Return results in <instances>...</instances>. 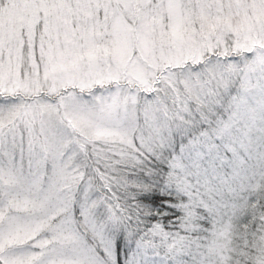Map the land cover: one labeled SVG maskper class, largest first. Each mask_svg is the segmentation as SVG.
<instances>
[{
	"label": "clouds",
	"instance_id": "1",
	"mask_svg": "<svg viewBox=\"0 0 264 264\" xmlns=\"http://www.w3.org/2000/svg\"><path fill=\"white\" fill-rule=\"evenodd\" d=\"M34 9L22 35L0 40V145L25 146L29 162H0L15 177L0 182V264H127L146 246L172 257L177 232L185 264H264V162L195 185L197 210L177 208L172 221L146 199L160 190L179 117L264 62V0ZM85 211L105 224L104 242L85 230Z\"/></svg>",
	"mask_w": 264,
	"mask_h": 264
},
{
	"label": "rangeland",
	"instance_id": "2",
	"mask_svg": "<svg viewBox=\"0 0 264 264\" xmlns=\"http://www.w3.org/2000/svg\"><path fill=\"white\" fill-rule=\"evenodd\" d=\"M92 2L99 3V0H92ZM34 11V0H0V40L6 36L12 39L14 36L22 35L23 26L29 23V18L34 15ZM259 63L264 62L252 61L238 77L225 81L216 89L206 91L194 112L190 113L187 118L179 117L181 131L175 134V139L166 146L168 155L165 166L168 170L162 179L165 189L173 185L184 192L183 184L186 181L182 177L187 174L193 184L197 185L201 182L206 184L205 175L201 174L199 177L192 175L187 171L186 161L182 159L186 147L183 142L190 132L199 130L201 125L223 134H227L234 127L243 130V134L234 143L235 151L226 158L217 160L214 165H210L209 175L215 174L222 177L226 170L239 175L247 162H264V150H261L264 148V127L258 124L261 114L264 113V69L257 66ZM225 97H227L226 101ZM2 99L0 97V101ZM241 112L244 114L242 121L239 116ZM197 134L203 135L202 132H197ZM6 158L17 167H29L25 156V146L21 144L8 148L0 145V162ZM5 179L12 181L15 177L11 171L6 173L0 165V182ZM195 185L188 189V192H184L187 196L185 205L188 202L193 203V196L197 195L193 191ZM81 214L85 217L87 225L85 230L90 232L98 242H104L107 231L105 224L95 218L89 221L86 211ZM117 241L119 240L115 236L107 239V244L113 251L116 250ZM104 251L109 252V247H105ZM133 256H135L134 252L129 256V260Z\"/></svg>",
	"mask_w": 264,
	"mask_h": 264
},
{
	"label": "trees",
	"instance_id": "3",
	"mask_svg": "<svg viewBox=\"0 0 264 264\" xmlns=\"http://www.w3.org/2000/svg\"><path fill=\"white\" fill-rule=\"evenodd\" d=\"M243 169V167H242ZM166 170H168L165 166L164 174L166 173ZM213 172H211L212 174ZM207 182L205 185H207L212 179H219L221 177L216 176L215 174L213 176L209 175V172L207 174H204ZM165 177L163 175L160 177V183L161 187L159 191H156L154 193H149L146 196V199L149 200V202L157 206L159 209V214H163V218L165 221H172L174 219V216L172 213L174 212L175 209L177 208H184L188 209L191 207L192 211L189 212V215L192 214V212L197 210V205L193 203H189L185 205V203L180 202V198L183 197L187 201V196L186 193L188 192V189H190L193 185L191 178L189 177V174L183 175L182 179L185 182L183 184L184 188L183 191H180L177 186H171L167 189H165L164 185L162 184V179ZM174 189V191H172ZM198 195V194H197ZM201 206L206 207V205L202 204V201L199 202ZM176 236V240L174 243L176 244L177 248L180 249L176 252V254L172 257L164 256L162 253H160L158 250L153 249L151 251H148L147 248L151 246H147V248L144 251H140L138 248L139 254L137 252L135 253V256L131 260L128 259L127 264H185V261L182 259V257L185 255L183 249L180 247L181 243L184 240V236H182L180 233H174ZM117 247L116 250L120 248V241H117L116 243Z\"/></svg>",
	"mask_w": 264,
	"mask_h": 264
},
{
	"label": "snow or ice",
	"instance_id": "4",
	"mask_svg": "<svg viewBox=\"0 0 264 264\" xmlns=\"http://www.w3.org/2000/svg\"><path fill=\"white\" fill-rule=\"evenodd\" d=\"M243 115L242 112L239 113L241 121ZM197 132H202L203 135H198ZM242 134L243 130L239 127H234L227 134H223L215 129L209 130L204 125H201L199 130L190 132L183 142L186 147L182 159L186 161L187 171L197 177L207 174L210 165L235 151L234 143Z\"/></svg>",
	"mask_w": 264,
	"mask_h": 264
}]
</instances>
